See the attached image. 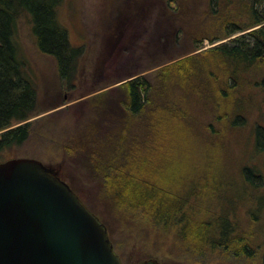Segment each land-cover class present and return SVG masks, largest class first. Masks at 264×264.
I'll list each match as a JSON object with an SVG mask.
<instances>
[{"label": "rangeland", "instance_id": "rangeland-1", "mask_svg": "<svg viewBox=\"0 0 264 264\" xmlns=\"http://www.w3.org/2000/svg\"><path fill=\"white\" fill-rule=\"evenodd\" d=\"M176 1L178 13L174 9ZM222 4V0H172L170 3L168 0H63L57 8V18L67 31L69 43L82 49L71 88L61 84L54 60L37 51L27 20L21 18L18 22L16 37L30 74L38 84L37 103L28 120L30 138L7 151L2 162L33 158L55 168L59 177L104 223L114 252L123 264H137L150 258L160 264H264V96L242 113L243 120L228 119L224 112L232 114L236 106L214 111L209 88L183 86L175 74L159 73L175 61L212 45L204 41L200 51L176 58L188 52L192 43L183 41L180 45L171 35L163 47L162 40L160 44L151 39L166 32V27L174 31V26L169 24L174 21V15L181 20L188 19L185 28L193 27L198 17L201 25L206 26L204 13L212 8L224 9ZM216 34L210 31L207 36ZM136 72L151 85L148 95L153 105L150 103L132 114L123 105L127 94L119 87ZM110 97L112 108L99 110V102L106 105ZM152 109L154 117L149 115ZM98 120L106 121L101 124L108 136L106 140L113 141L111 156L116 155L113 148L121 138H125L126 148L146 145L151 140L153 122H157L161 136L168 135H163L165 148L160 157L152 155L147 167L142 168L147 175L151 170L149 181L176 192L208 185V181L210 185L215 183L213 186L220 189L224 201H237L233 210L230 211L231 204L225 209L233 218H238L239 228L245 231L247 240L251 234L248 241L252 257L234 256L220 248L206 254L188 252L170 234L169 240L160 237L164 228L159 231L148 227L140 212L121 211L104 191L103 177L93 175L87 166L88 157L95 153L86 130L99 129ZM80 127L87 133L83 139L85 145L79 143ZM257 130L263 134L259 141H256ZM110 155L107 163H112ZM247 167L260 175L254 179L255 187L244 179L242 169ZM140 170L139 166L135 174ZM258 200L260 207L256 204ZM249 212H252L250 217Z\"/></svg>", "mask_w": 264, "mask_h": 264}, {"label": "trees", "instance_id": "trees-1", "mask_svg": "<svg viewBox=\"0 0 264 264\" xmlns=\"http://www.w3.org/2000/svg\"><path fill=\"white\" fill-rule=\"evenodd\" d=\"M62 1L0 0V162L7 151L23 145L30 138L28 120L37 103L38 84L30 74L16 37L21 18L30 24L37 51L54 60L61 84L68 88L74 86L82 49L69 43L67 31L57 18V8ZM171 1L168 0V3ZM222 1L224 9L212 8L209 10L212 13H204L206 26L201 25L198 17L193 27L185 28L188 19L183 17L181 20L174 15V21L168 20L174 26V31L166 27V32L151 39L162 40L163 47L167 46L171 35L180 45L183 41L192 43L193 47L188 52L176 58L200 51L204 41H208L212 45L208 49L179 59L159 70V73L175 74L177 82L183 86L209 88L214 111L221 107L234 109L236 106L232 114L224 112V116L243 120L242 113L259 103L264 96V0ZM237 3L240 5L236 7ZM174 9L179 12L178 2ZM118 22L124 24L120 19ZM161 28L164 29L163 26ZM210 31L217 34L209 37ZM152 42L158 46L157 42ZM218 42L221 43L214 45ZM139 75L140 72L133 73L129 81L119 87L127 94L123 105L132 114L139 113L151 103L148 95L151 85L144 76ZM194 79L197 80L195 84ZM109 101L113 103L111 97L106 105L99 102L98 109H111ZM154 114L155 110L152 109L149 115L154 117ZM102 121L98 120L99 129L95 128L92 132L86 130L92 140V153H95L88 157L87 166L93 175L103 177L104 191L121 211L128 214L140 212L142 221L148 227L152 226L155 230L164 228L163 231L159 229L162 232L160 237L165 236L169 240L170 234L171 239L189 249L188 252L206 254L220 248L234 256L243 254L252 257L253 250L248 241L251 234L247 240L245 231L239 228L238 218L234 215L233 218L225 209L231 204L230 211L233 210L237 201H224L220 189L213 186L215 183L210 185L211 181H208V185L176 192L149 181L151 170L147 175L142 168L147 167L148 158L152 155L154 158L160 157L165 148L163 135H168L164 133L161 136L157 122H153L151 140L146 145H128L126 148L125 138H121L113 148L116 155L111 156L113 141L106 140L108 136L105 127L102 128ZM86 132L83 127L79 128L81 145H85L83 139L87 136ZM261 136L263 134L257 130L256 141ZM109 155L112 163L106 162ZM139 166L141 172L136 175L135 169ZM242 174L249 184L257 185L254 179L260 178V175L255 169L243 168ZM256 204L261 205L259 200ZM234 213L237 214L236 211ZM248 214L250 217L252 212ZM253 220L257 218L253 217ZM174 242L171 240V245ZM262 260L264 263V252Z\"/></svg>", "mask_w": 264, "mask_h": 264}, {"label": "water", "instance_id": "water-1", "mask_svg": "<svg viewBox=\"0 0 264 264\" xmlns=\"http://www.w3.org/2000/svg\"><path fill=\"white\" fill-rule=\"evenodd\" d=\"M0 264L123 263L104 223L55 168L12 158L0 162Z\"/></svg>", "mask_w": 264, "mask_h": 264}, {"label": "flooded vegetation", "instance_id": "flooded-vegetation-1", "mask_svg": "<svg viewBox=\"0 0 264 264\" xmlns=\"http://www.w3.org/2000/svg\"><path fill=\"white\" fill-rule=\"evenodd\" d=\"M251 186L255 187L254 185H251Z\"/></svg>", "mask_w": 264, "mask_h": 264}]
</instances>
